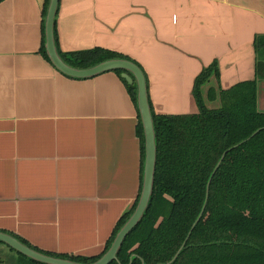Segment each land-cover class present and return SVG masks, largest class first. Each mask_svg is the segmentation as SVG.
<instances>
[{
  "label": "crops",
  "instance_id": "crops-1",
  "mask_svg": "<svg viewBox=\"0 0 264 264\" xmlns=\"http://www.w3.org/2000/svg\"><path fill=\"white\" fill-rule=\"evenodd\" d=\"M44 1H0V232L94 256L141 190L140 117L114 71L72 78L42 55ZM55 26L63 52L101 47L137 63L154 113H195L194 78L213 60L221 89L254 78L264 0H58ZM211 87L214 76L201 96L217 107ZM0 257L16 264L3 243Z\"/></svg>",
  "mask_w": 264,
  "mask_h": 264
},
{
  "label": "trees",
  "instance_id": "trees-1",
  "mask_svg": "<svg viewBox=\"0 0 264 264\" xmlns=\"http://www.w3.org/2000/svg\"><path fill=\"white\" fill-rule=\"evenodd\" d=\"M48 3L43 4L44 18ZM44 18L40 51L50 62L44 46ZM53 38L60 58L73 68L127 59L101 47L61 51L55 17ZM253 49V79L221 89L216 60L201 69L192 87L195 113L156 114L148 101L156 148L153 188L142 218L123 239L117 259L108 264H264V111L257 108V83L264 80V34L254 36ZM112 71L120 76L123 70ZM210 76L215 77L217 90L209 88L207 96L218 97L217 107H208L200 92ZM120 79L137 107L136 84ZM136 128L144 161L140 118ZM138 198L99 254H44L94 262L109 248ZM15 253L17 264H46Z\"/></svg>",
  "mask_w": 264,
  "mask_h": 264
},
{
  "label": "water",
  "instance_id": "water-1",
  "mask_svg": "<svg viewBox=\"0 0 264 264\" xmlns=\"http://www.w3.org/2000/svg\"><path fill=\"white\" fill-rule=\"evenodd\" d=\"M1 1V0H0ZM58 0H49L45 20H44V39L45 51L51 64L63 75L72 78H87L105 71L114 69L123 70L120 76L128 84H136V99L139 117L141 120L144 135V162H143V178L142 186L137 204L120 229L115 234L109 248L94 262L87 264H108L110 261L117 259L116 254L119 251L123 239L132 230V228L140 221L147 207L149 197L153 188V175L155 168V134L153 122L150 113L147 88L145 77L141 68L133 61L121 58H112L101 61L87 68H73L67 65L56 51L53 26L54 17L57 9ZM0 242L26 257L46 264H83L68 259L50 256L41 253L35 249L25 245L12 235L0 232Z\"/></svg>",
  "mask_w": 264,
  "mask_h": 264
},
{
  "label": "rangeland",
  "instance_id": "rangeland-1",
  "mask_svg": "<svg viewBox=\"0 0 264 264\" xmlns=\"http://www.w3.org/2000/svg\"><path fill=\"white\" fill-rule=\"evenodd\" d=\"M0 260H3L4 261V263L5 264H9V261L8 260H6L5 258H3V257H0ZM16 264H17V258H16Z\"/></svg>",
  "mask_w": 264,
  "mask_h": 264
}]
</instances>
